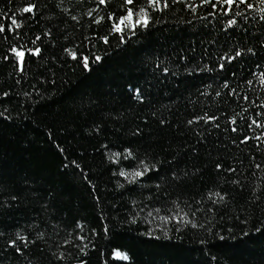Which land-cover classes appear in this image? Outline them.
Returning <instances> with one entry per match:
<instances>
[{"label":"trees","instance_id":"trees-1","mask_svg":"<svg viewBox=\"0 0 264 264\" xmlns=\"http://www.w3.org/2000/svg\"><path fill=\"white\" fill-rule=\"evenodd\" d=\"M30 2L33 13H17L19 41L0 35V57L11 43L41 49L26 54L23 72L0 59V264H264V136L240 143L264 132L247 127L252 119L264 123V5L234 8L248 19L224 31L206 17L208 6L193 14L186 0L170 3L121 44L109 35L106 14L119 15L122 0L99 7L98 0H0V23ZM234 41L254 54L224 71H186L197 62L214 67L201 59L204 49ZM78 50L89 69L70 55ZM182 50L188 61L178 59ZM205 112L219 129L187 124ZM124 147L159 161L158 170L129 183L118 173L134 164L108 158ZM17 234L25 237L18 245H27L21 253L7 244Z\"/></svg>","mask_w":264,"mask_h":264},{"label":"snow or ice","instance_id":"snow-or-ice-1","mask_svg":"<svg viewBox=\"0 0 264 264\" xmlns=\"http://www.w3.org/2000/svg\"><path fill=\"white\" fill-rule=\"evenodd\" d=\"M108 0H98L97 7L103 5L107 6ZM182 0H141V2L137 5L135 4L134 0H122L120 4V14L117 15L115 12H108L106 14L107 21L110 22V33L118 34L120 43L124 44L126 42L125 35L127 34L128 39H131L133 36L137 34V32L141 29L147 30L150 28L151 24L150 22L153 19V16L155 13H161L165 9H168L171 4L181 3ZM259 3L261 5H264V0H259ZM35 3H26L21 7H18L14 12L8 13L6 16L7 23H0V35L3 36L5 40L8 39V34L11 33L13 37L19 41L21 38V33L18 31V29H21L22 22L17 18V13H24L29 14L33 13L36 8ZM184 8L187 9L190 13H196L199 8H202L204 6H208L211 11L206 13V17H216L217 20H219L222 23L223 30L227 31L230 29H233L234 26L238 24V17H242L243 19L247 20L248 16L243 15L240 10L233 11L234 8H239V6H245L247 9L251 10L255 7V5L252 2H249V0H186L183 4ZM261 12H264V7L260 9ZM88 15L91 16L93 13L90 11L88 12ZM206 17H199L200 19H205ZM0 18H4L3 14H0ZM75 19V17L73 18ZM105 17H99L98 19L94 20V23H100L102 20H104ZM261 19L264 20V16H261ZM46 35L48 33H45ZM109 35L100 36L99 39L107 44L109 42ZM41 39L40 36H36L34 40H32V44L35 45L37 41ZM87 39V38H85ZM68 49H65V52H68ZM192 52H195V48L191 49ZM6 52L8 54L4 55L3 57H0L3 61L6 62H12L17 65V69L20 72L24 71V60L26 54H39L41 52V49L39 47L34 48H27L23 44L19 43H11L9 47L6 49ZM248 54H254V48L244 45L241 46L239 42L234 41L233 43L227 44L225 47L220 48L216 52H209L207 49H204L201 59H208L210 63L214 64V67H209L208 63H205L202 67L199 65V62H197V65L195 68H186V71L191 73L192 71H215L216 68L220 69L221 71L226 70L227 66L237 62L238 59L246 57ZM72 58L74 60H79L82 62V66L84 69H89L90 67V58L87 54H85L82 51H73L70 53ZM102 59L101 56H95L94 60L95 62H99ZM178 59L180 61H188L189 57L183 54V50L180 54H178ZM162 62H158L156 67L159 68L160 64ZM163 72L165 74L170 72V69L168 67H163ZM235 75V73H233ZM254 75V74H253ZM249 85L252 84V80L249 79L246 81ZM260 84L264 86V73H261L260 75ZM221 87L227 88L229 87V80L225 79L223 81V84ZM129 88H132L131 85H129ZM134 98L139 101L144 100V96L142 93V89L140 87H136L133 89ZM234 94L233 91H230L228 95ZM4 96H7L8 93L4 92ZM216 95L220 96L221 93L219 91H216ZM245 99L248 97L245 96ZM2 115V113H0ZM261 115V113L257 112V116ZM203 121L205 126H209L210 122L217 121V117L214 115H210L207 112L204 113L203 116L194 115L191 119L187 121L188 125H193L195 122ZM161 124L164 123L163 120L160 121ZM229 123L234 124L235 119L230 117ZM255 125L258 128H264V123H261V121L257 119H252L251 123L247 125L249 129L252 128V126ZM213 128L219 129L220 124L216 122L215 124L210 125ZM195 131V129H194ZM232 132H237L238 129L236 127L231 128ZM135 135L141 134V129L137 128L135 130ZM198 136L202 137V132L196 133ZM261 136H264V132L260 134V136L256 137H249L247 135L243 136V139L240 140V143L243 144L246 141H250L252 139L260 140ZM233 143H236L235 140H233ZM106 147V146H105ZM195 151V149H193ZM123 158L124 160L130 161L134 164L133 167L128 169L127 171L123 168L120 169L119 175L125 178L129 179V183L133 182H139V178L146 177L147 173L154 172L158 170V164L159 161H154V158H150L147 154L141 156L138 152H134V150L131 147H124L123 151H116L112 152L111 155H109V160H112L115 162V159L117 158ZM73 164H75V161H72ZM77 167H80V165H76ZM221 163H216L215 168L216 169H222ZM257 168L260 167L259 164L256 165ZM227 172H234L235 169L229 167L227 169H224ZM173 176H175V172H173ZM85 179L87 180V177L85 176ZM235 182V181H234ZM89 183H91L89 181ZM157 188L160 187L159 184L156 185ZM220 195L219 193H209V195ZM12 200H15L16 197L12 196ZM220 200H224V196L220 195ZM175 203V201L173 202ZM213 203H216V201H213ZM3 205H0L2 207ZM158 211V210H157ZM151 214V213H150ZM195 215V213H193ZM169 217L165 216L164 219L167 220ZM79 226V224H78ZM259 231V229H258ZM43 235V234H40ZM244 235H247L245 233ZM80 240H83L84 237L80 236ZM25 240L24 236H21L17 234L15 239H9L7 241V244L9 247L14 248L15 252L21 253L24 248L27 247L26 244L18 245V241L23 242ZM64 243H69L68 240H65ZM80 251L83 252L84 248H80ZM114 255L121 256L122 253L115 252ZM124 259H128V257L125 255L123 257ZM80 264H84V261L81 260Z\"/></svg>","mask_w":264,"mask_h":264},{"label":"rangeland","instance_id":"rangeland-1","mask_svg":"<svg viewBox=\"0 0 264 264\" xmlns=\"http://www.w3.org/2000/svg\"><path fill=\"white\" fill-rule=\"evenodd\" d=\"M116 257H118V258H123V256L121 255V256H116Z\"/></svg>","mask_w":264,"mask_h":264}]
</instances>
